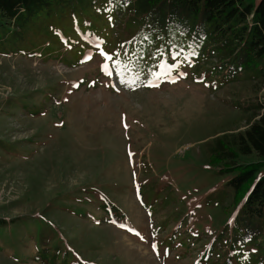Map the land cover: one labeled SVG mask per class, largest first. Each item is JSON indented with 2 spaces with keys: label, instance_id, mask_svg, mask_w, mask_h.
<instances>
[{
  "label": "rangeland",
  "instance_id": "rangeland-1",
  "mask_svg": "<svg viewBox=\"0 0 264 264\" xmlns=\"http://www.w3.org/2000/svg\"><path fill=\"white\" fill-rule=\"evenodd\" d=\"M85 1L89 38L126 53L155 45L129 0ZM48 47L0 53V264H44L33 260L44 246L67 264H200L223 231L233 264H264V220L237 218L248 190L229 184L246 169L262 178L264 158L240 155L219 174L210 145L247 127L263 83L206 73L217 56L132 78L100 53L68 66Z\"/></svg>",
  "mask_w": 264,
  "mask_h": 264
},
{
  "label": "trees",
  "instance_id": "trees-1",
  "mask_svg": "<svg viewBox=\"0 0 264 264\" xmlns=\"http://www.w3.org/2000/svg\"><path fill=\"white\" fill-rule=\"evenodd\" d=\"M129 1L130 10L143 15L146 23L150 24L149 28L146 27L148 32L156 34L150 39L154 46L136 40L129 44V53H126V42L115 48L100 36L89 38L94 28L84 23L91 9L86 6L89 4L86 1L0 0V53L22 51L34 54L47 43L48 54L61 58L68 66L86 63L90 61L88 57L100 53L110 69L115 65L132 78L144 72L151 78L155 72L166 77L170 71L164 72L163 69L179 70L182 63H202L200 56L210 59L217 56L219 60L214 67L204 68L206 73L219 71L226 75L233 72L236 80L246 72L244 81H259L264 85V0ZM77 14L80 17L76 18ZM56 40H62L63 45L55 46ZM60 48H66L68 52L63 54ZM150 49L154 52H149ZM102 52L111 55L112 59H106ZM207 52L211 56H206ZM176 64L179 67H172ZM256 109L244 130L223 132L211 142V157L221 159L217 161L218 165L212 163L220 167H215L219 174L234 171L236 163L232 162L226 169L224 161L237 160L240 155L256 153L264 158V99ZM256 175L257 171L253 169L242 170L229 182L236 191L248 190L237 212L239 220H264V176L256 179ZM223 202L224 198H219L217 205ZM106 212L110 217L113 214L112 210ZM8 223L1 219L0 227ZM220 235L223 239L218 241L211 254L212 247L203 252L200 264H233L232 251L236 242L230 241L224 246V231ZM260 235L255 233L256 237ZM43 249L33 255V260L44 264L68 263L67 255L60 250H47V246Z\"/></svg>",
  "mask_w": 264,
  "mask_h": 264
},
{
  "label": "snow or ice",
  "instance_id": "snow-or-ice-1",
  "mask_svg": "<svg viewBox=\"0 0 264 264\" xmlns=\"http://www.w3.org/2000/svg\"><path fill=\"white\" fill-rule=\"evenodd\" d=\"M102 54L105 56L106 59H109V60L112 59V56L111 55H109L107 53H103V52H102ZM88 59H91V57H88ZM103 67H104L105 70L107 69V65L106 64ZM172 67H179V65L178 64L172 65ZM107 74H111V73L109 72ZM181 75H185V74L184 73H181ZM125 126L127 127V125H125ZM153 247L155 248V245H153Z\"/></svg>",
  "mask_w": 264,
  "mask_h": 264
}]
</instances>
